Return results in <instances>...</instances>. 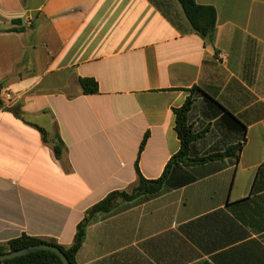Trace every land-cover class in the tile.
Instances as JSON below:
<instances>
[{"label": "crops", "instance_id": "1", "mask_svg": "<svg viewBox=\"0 0 264 264\" xmlns=\"http://www.w3.org/2000/svg\"><path fill=\"white\" fill-rule=\"evenodd\" d=\"M159 1L177 23L156 0H0V93L16 97L0 108V242L70 247L89 208L138 183L137 165L163 175L181 149L174 110L192 98V157L243 143L239 162L185 167L178 180L195 182L92 224L77 261L264 264V211L255 231L230 207L264 164V0H197L217 11L213 43L178 0Z\"/></svg>", "mask_w": 264, "mask_h": 264}, {"label": "trees", "instance_id": "2", "mask_svg": "<svg viewBox=\"0 0 264 264\" xmlns=\"http://www.w3.org/2000/svg\"><path fill=\"white\" fill-rule=\"evenodd\" d=\"M178 2L181 5L182 11L191 29L198 32L206 42L213 43L217 32L216 9L212 6L200 5L197 0H178ZM156 5L166 14V16L170 18L172 22L177 23V15L173 13L171 4L162 3L159 0H156ZM80 84L84 94H96L100 91L99 83L93 78H81ZM191 91L193 92L194 90L192 89ZM207 98L212 100L210 97ZM194 103L195 101L192 98H188L182 107L174 110L176 114V130L181 141V149L170 159L163 175L160 178L155 180L146 179L137 165V172L139 176L138 183L129 190H116L110 192L104 199L89 208L83 220L77 226L74 242L70 247L60 245L54 239L22 235L7 242H0V254L24 249L29 246L49 244L62 250L71 264H79L77 261V255L86 241L88 228L92 224L124 212L132 207L147 203L175 188L186 186L187 184L195 182L197 179L192 176L185 180H178L180 172L185 171V167H190L192 164L198 166L206 162L223 160L225 158H233L235 159V164H237L240 160L243 143L232 146L223 152L197 156L195 158L192 157L194 142L202 135L195 133L194 127L190 121V115L193 110ZM2 106L3 103L0 100V107ZM219 108L223 111L225 110L221 105H219ZM38 128L42 132L44 140L48 141V132L46 129L39 126ZM146 141L147 137L141 145V151L144 150ZM54 144L56 155L61 157L66 150V147L59 135L54 141ZM261 193H264V164L262 165L254 183L251 196L230 205L235 216L243 224L251 227L255 231H259L263 228L261 217L262 212L264 211V205L261 206L260 201L264 198L262 197L264 195H261ZM0 264L64 263L54 252L39 251L13 260L3 261L0 262Z\"/></svg>", "mask_w": 264, "mask_h": 264}, {"label": "water", "instance_id": "3", "mask_svg": "<svg viewBox=\"0 0 264 264\" xmlns=\"http://www.w3.org/2000/svg\"><path fill=\"white\" fill-rule=\"evenodd\" d=\"M39 251H51L57 254L61 260L63 261L64 264H71L64 252L60 250L59 248L49 245V244H41V245H34V246H29L24 249L8 252L5 254H0V262L3 261H9L13 260L16 258H19L21 256H25L34 252H39Z\"/></svg>", "mask_w": 264, "mask_h": 264}, {"label": "built area", "instance_id": "4", "mask_svg": "<svg viewBox=\"0 0 264 264\" xmlns=\"http://www.w3.org/2000/svg\"><path fill=\"white\" fill-rule=\"evenodd\" d=\"M0 100L3 103V106L0 107L1 109H10L16 103V97L8 90L0 93Z\"/></svg>", "mask_w": 264, "mask_h": 264}]
</instances>
